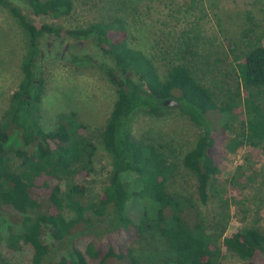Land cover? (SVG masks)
Segmentation results:
<instances>
[{"label":"trees","instance_id":"1","mask_svg":"<svg viewBox=\"0 0 264 264\" xmlns=\"http://www.w3.org/2000/svg\"><path fill=\"white\" fill-rule=\"evenodd\" d=\"M18 3L32 15L49 20L65 18L74 10L73 0H0L29 41L23 81L0 122V264H141L130 245L145 246L156 239L165 243L171 256L164 264H225L221 240L244 264H264V231L246 227L227 234L226 189L215 184L226 155V146L221 144L229 138L230 125L215 127L212 115L233 113L237 104L219 105L217 93L196 78L181 50L175 52V61L159 70L154 57L130 46L123 22L76 29L56 24L37 27ZM51 35L94 41L107 60L99 62L81 54L72 63L96 62L118 95L102 131L113 170L96 203L86 201L98 154L88 127L75 113H63L57 116L55 127L45 131L32 107L43 94L40 59L43 39ZM158 44L161 50L168 47V36ZM238 73L248 104L255 110L245 128L246 140L252 148L264 151V111L256 104L264 90L263 38L251 42ZM167 100L175 101V109L203 129L183 158L184 167L196 176L197 198L174 189L177 167L169 158V146L132 136L134 113L145 109L159 117L169 108L164 105ZM13 138L19 144L8 153ZM215 198L220 211L210 221L199 207H208ZM144 199L155 206V214L147 210L131 217L133 202ZM66 208L74 213L73 218H66ZM123 234L130 245L119 244ZM26 248L29 260L17 262L15 255Z\"/></svg>","mask_w":264,"mask_h":264},{"label":"rangeland","instance_id":"2","mask_svg":"<svg viewBox=\"0 0 264 264\" xmlns=\"http://www.w3.org/2000/svg\"><path fill=\"white\" fill-rule=\"evenodd\" d=\"M73 1V12L59 20L36 17L24 4L16 5L37 27L56 24L63 29H76L93 23L123 22L128 28L130 46L145 50L154 57L159 70H165L170 61H175V52L181 50L182 59L194 67L196 78L217 93L219 105L237 104L233 113L212 115L215 127L230 125L229 138L221 144L226 146V155L215 184L219 189H226L223 195L228 200L227 234L246 227L264 231V151L252 148L246 140L245 128L255 110L251 108L253 104H248L247 91L240 86L238 78V64L250 50L251 42L256 38L264 40V0ZM164 36H168L169 44L161 50L158 41H164ZM28 49V38L18 20L0 6V122L23 81L22 65ZM81 54H90L99 62L107 60L91 40L52 35L43 39V56L39 65L43 94L40 103L32 107L45 131L52 130L57 116L63 113H75L88 127L89 137L98 146V154L89 178L86 201L96 203L113 170L103 146L102 131L118 95L96 62L72 63V58ZM256 104L264 111V90ZM131 132L135 139L169 146V158L177 167L172 181L174 189L197 198L196 176L184 167L183 158L194 147L203 129L175 107H169L159 117L145 109L135 112L131 118ZM18 142L13 138L7 152L17 148ZM147 210L151 216L156 212L155 206L144 199L133 202L129 212L136 218ZM199 210L213 221L220 211L217 198L206 208L200 206ZM64 214L67 219L74 217L68 208ZM125 235L119 242L122 246L131 243ZM149 241L145 246L144 243L130 245L141 264H164L171 260L165 243L159 239ZM219 245L224 252L225 264H244L223 247L222 240ZM30 256L26 248L15 255V260L25 262Z\"/></svg>","mask_w":264,"mask_h":264},{"label":"water","instance_id":"3","mask_svg":"<svg viewBox=\"0 0 264 264\" xmlns=\"http://www.w3.org/2000/svg\"><path fill=\"white\" fill-rule=\"evenodd\" d=\"M165 106L167 107H173V106H177V103L173 100H167L165 103H164Z\"/></svg>","mask_w":264,"mask_h":264},{"label":"flooded vegetation","instance_id":"4","mask_svg":"<svg viewBox=\"0 0 264 264\" xmlns=\"http://www.w3.org/2000/svg\"><path fill=\"white\" fill-rule=\"evenodd\" d=\"M173 107H177V106H173Z\"/></svg>","mask_w":264,"mask_h":264}]
</instances>
